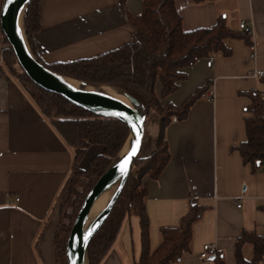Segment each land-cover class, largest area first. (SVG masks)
Instances as JSON below:
<instances>
[{
  "label": "crops",
  "instance_id": "obj_1",
  "mask_svg": "<svg viewBox=\"0 0 264 264\" xmlns=\"http://www.w3.org/2000/svg\"><path fill=\"white\" fill-rule=\"evenodd\" d=\"M175 7L186 32L210 28L222 18L232 31L247 35L251 30V35L224 40L228 55H212L210 69L207 58L197 61L184 70L186 79L177 90L161 99L179 106L204 86L214 94L213 101L204 94L186 119L165 129L170 159L157 180L145 179L150 249L161 243L162 228L179 225L195 199L206 210L193 226L189 251L174 264H204L199 254L205 244L217 247L224 264H236L237 239L244 232L264 236V173L253 172L236 150L246 139V93H264V0H176ZM141 8V0H126V14L117 0H42L41 28L33 38L36 56L45 64L65 63L132 42L134 29L126 15L137 16ZM242 23L247 29L239 28ZM254 70L262 76L252 77ZM100 152L90 148L82 165ZM73 156L0 64V264H55L57 197ZM139 253L138 222L128 218L101 264H134ZM242 255L249 260L252 247L244 245Z\"/></svg>",
  "mask_w": 264,
  "mask_h": 264
},
{
  "label": "trees",
  "instance_id": "obj_2",
  "mask_svg": "<svg viewBox=\"0 0 264 264\" xmlns=\"http://www.w3.org/2000/svg\"><path fill=\"white\" fill-rule=\"evenodd\" d=\"M3 1L0 0V8ZM125 1L117 0L124 14ZM175 1L141 0V12L137 16L126 15L134 29L132 42L90 58L51 64L37 58L33 42L34 35L41 28L39 5L42 0H30L25 11L24 30L28 45L36 60L47 70L72 80L119 89L143 107L146 117L154 113L158 118L154 149L149 156L134 159L109 216L88 244V264H101L128 218L136 219L139 228L140 253L134 264H174L189 251L193 226L206 210L195 199H190L188 212L179 225L162 228L161 243L151 251L145 179L157 180L170 159L164 135L167 126L172 121L186 119L191 107L209 88H198L179 106L163 104L161 99L177 90L178 83L186 79L184 70L197 61L218 52L228 55L224 40L247 39L245 32L232 31L222 18L210 28L184 31ZM193 1L202 3L212 0ZM0 56L7 74L27 92L65 145L73 149L72 166L57 197L60 222L53 242L55 264H67L65 249L73 222L95 183L119 158L129 129L119 120L93 115L62 96L35 85L18 65L1 28ZM261 81L264 83V77ZM158 85L159 95L156 92ZM246 96L250 100L244 111L246 139L236 150L242 162L250 165L253 172L264 173V98L254 91L246 93ZM94 146L100 147L101 152L82 165L89 149ZM247 244L252 247L249 260L242 255V247ZM235 259L236 264H264V236L244 232L236 241ZM211 264H224L222 255L215 253Z\"/></svg>",
  "mask_w": 264,
  "mask_h": 264
},
{
  "label": "water",
  "instance_id": "obj_3",
  "mask_svg": "<svg viewBox=\"0 0 264 264\" xmlns=\"http://www.w3.org/2000/svg\"><path fill=\"white\" fill-rule=\"evenodd\" d=\"M30 0H4L0 8V28L2 33L7 39L18 65L28 78L41 89L58 94L65 98L69 103L82 108L93 115L103 118L116 119L125 124L129 129L130 146L126 153L122 156V150L126 145L125 142L119 158L104 172V174L98 179L93 188L90 190L84 202L73 222L71 227L65 249L67 264H88L87 260V247L93 237V235L100 229L104 221L109 216L116 199L118 198L132 167V163L137 158L145 133L146 113L143 107L132 97L123 96L128 99L130 104L123 103L113 97L106 96L105 98L97 99L75 91L66 85L62 81H72L80 83L82 85H93L62 76H58L47 70L31 53L26 36V48L23 44L14 36V26L18 14L24 8L22 22L24 27V16ZM25 35V30H24ZM139 136L140 144L136 150V154L131 156L128 162L127 170L125 173L121 172V164L129 157L132 147L135 144V140ZM119 180L117 187L115 188L108 201L101 209L95 224L90 230H87V224L90 216V207L93 201L102 191L103 187L109 183ZM214 258V257H213ZM212 258V259H213Z\"/></svg>",
  "mask_w": 264,
  "mask_h": 264
},
{
  "label": "bare ground",
  "instance_id": "obj_4",
  "mask_svg": "<svg viewBox=\"0 0 264 264\" xmlns=\"http://www.w3.org/2000/svg\"><path fill=\"white\" fill-rule=\"evenodd\" d=\"M24 8L18 14V18L16 19L15 26H14V36L23 44V46L27 50L26 40L24 35V27L22 22ZM64 85L67 87L88 95L93 98L101 99L105 98L106 96L113 97L116 100H119L123 103L130 104L128 99H126L120 91L114 90L109 87L100 86V85H82L80 83H75L72 81H62ZM130 139L127 141L126 145L124 146L121 155L123 156L130 146ZM119 180H116L112 183L107 184L103 187L100 194L97 198L93 201L90 207V216L89 221L87 224V230H90L96 222V219L103 208L104 204L108 201L109 197L114 192L115 188L117 187Z\"/></svg>",
  "mask_w": 264,
  "mask_h": 264
},
{
  "label": "built area",
  "instance_id": "obj_5",
  "mask_svg": "<svg viewBox=\"0 0 264 264\" xmlns=\"http://www.w3.org/2000/svg\"><path fill=\"white\" fill-rule=\"evenodd\" d=\"M240 29H247L246 24L242 23L239 25ZM247 35H251V30H247ZM249 49H250V58L254 59L256 57V52H255V43L253 40H251V43L249 45ZM0 64H2V58L0 57ZM212 64H213V60L212 57H208L206 60V67L208 69L212 68ZM252 77H261L262 73L261 71L258 70H254L252 75ZM260 95V97L264 98V93H258ZM205 99L207 101H213L214 99V94H213V90L212 87L209 88V90L205 93ZM17 201V200H16ZM217 247L214 244H205L202 246L201 252L199 254V258L200 260L204 263V264H211V260L214 257L215 253H216Z\"/></svg>",
  "mask_w": 264,
  "mask_h": 264
},
{
  "label": "rangeland",
  "instance_id": "obj_6",
  "mask_svg": "<svg viewBox=\"0 0 264 264\" xmlns=\"http://www.w3.org/2000/svg\"><path fill=\"white\" fill-rule=\"evenodd\" d=\"M5 50H8V48H5ZM112 89L120 91L119 89H115V88ZM32 90L34 91L33 88ZM157 130H158V118L154 113H150L146 117L144 140L140 152L138 154V157L145 158L149 156V154L152 152V150L154 149V140L157 136Z\"/></svg>",
  "mask_w": 264,
  "mask_h": 264
},
{
  "label": "snow or ice",
  "instance_id": "obj_7",
  "mask_svg": "<svg viewBox=\"0 0 264 264\" xmlns=\"http://www.w3.org/2000/svg\"><path fill=\"white\" fill-rule=\"evenodd\" d=\"M139 144H140V140H139V136H137L136 140H135V144L133 145L132 147V151L129 155V157H127L124 162L121 164L120 168H121V172L122 173H125L126 170H127V165H128V162L129 160L131 159V156H134L136 154V150L137 148L139 147Z\"/></svg>",
  "mask_w": 264,
  "mask_h": 264
}]
</instances>
